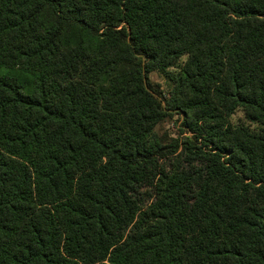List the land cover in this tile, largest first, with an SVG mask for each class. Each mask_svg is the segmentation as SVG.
Instances as JSON below:
<instances>
[{
	"label": "trees",
	"instance_id": "trees-1",
	"mask_svg": "<svg viewBox=\"0 0 264 264\" xmlns=\"http://www.w3.org/2000/svg\"><path fill=\"white\" fill-rule=\"evenodd\" d=\"M0 264H264V0H0Z\"/></svg>",
	"mask_w": 264,
	"mask_h": 264
},
{
	"label": "rangeland",
	"instance_id": "rangeland-1",
	"mask_svg": "<svg viewBox=\"0 0 264 264\" xmlns=\"http://www.w3.org/2000/svg\"><path fill=\"white\" fill-rule=\"evenodd\" d=\"M177 71L173 68L166 70L165 72H153L150 74L151 81L159 87L162 91L163 96L165 97L164 100L170 98V95L175 86L174 77ZM163 100V99H162ZM187 119V115L182 110L172 111L170 115H168L162 122H160L156 126V134L158 139L165 144H176L180 146L179 150L177 151L176 155H180L183 151V146L188 139L192 138L193 134L187 131V128L184 126ZM243 119V113L241 111H237L232 117L231 121L233 123H239ZM175 155V156H176ZM172 157V162H176V157ZM184 156L181 158V163H183ZM170 161H164L163 164L167 166H171ZM169 164V165H168ZM186 165V163H184ZM145 188L142 190L143 193L149 192ZM150 200V197H147Z\"/></svg>",
	"mask_w": 264,
	"mask_h": 264
}]
</instances>
